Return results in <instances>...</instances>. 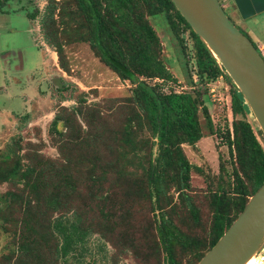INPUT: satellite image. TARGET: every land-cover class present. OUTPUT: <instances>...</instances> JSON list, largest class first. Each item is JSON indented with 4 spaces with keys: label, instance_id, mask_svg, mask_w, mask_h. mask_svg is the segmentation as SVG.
<instances>
[{
    "label": "rangeland",
    "instance_id": "rangeland-1",
    "mask_svg": "<svg viewBox=\"0 0 264 264\" xmlns=\"http://www.w3.org/2000/svg\"><path fill=\"white\" fill-rule=\"evenodd\" d=\"M226 12L264 56V13L243 21L233 8ZM149 20L162 44L161 57L178 80L164 90H183L198 103L206 97L213 103L214 133L201 113L205 137L183 147L199 169L191 171L183 197L176 183L163 182L158 196L148 181L156 139L140 109L125 99L132 94L131 82L106 66L92 46L91 21L78 0H1L0 264H37L39 255L48 264H166L160 233L164 215L180 238L173 247L179 264H198L210 249L213 198H238L235 170L240 166L237 152L229 150L234 123L250 124L263 148L264 141L253 114L233 112L226 77L197 78L189 30L181 25L176 35L165 12ZM15 26L19 31H12ZM58 47L63 48V64ZM42 48L48 49L43 66ZM14 50L22 51L23 61ZM28 169L36 171L27 177ZM38 172L43 176L36 186ZM67 172L77 181L73 189L65 183ZM241 176L253 191V182ZM54 193L59 199L50 203ZM190 202L199 210L198 222ZM229 212L234 221L235 206ZM28 215L48 236L32 252L21 247ZM61 216L80 229L67 255L55 227ZM186 238L200 243L186 246ZM256 256L264 264V249Z\"/></svg>",
    "mask_w": 264,
    "mask_h": 264
},
{
    "label": "trees",
    "instance_id": "trees-1",
    "mask_svg": "<svg viewBox=\"0 0 264 264\" xmlns=\"http://www.w3.org/2000/svg\"><path fill=\"white\" fill-rule=\"evenodd\" d=\"M78 2L86 10L91 21L92 46L106 66L122 80L131 82L133 85L132 94L125 99L126 101L132 100V104L140 109V116L142 115L146 119L153 137L156 139L157 156L150 159L148 181L156 187L158 196L163 192L161 185L163 182L167 183L166 186L176 183L177 189L183 197V191L190 187L191 171L194 168L198 169L196 165L191 164L183 147L185 144L196 145L205 137L200 120L201 113L213 132V103L208 97L202 98L198 103L190 93L183 90H164L168 83H177L178 80L161 57L162 44L149 16L165 12L170 27L176 35H179L181 25L189 30L188 37L194 38L193 57L197 78L209 81L218 78L221 74L231 82L230 76L221 62L211 54L205 43L193 31L172 0H78ZM154 7L155 12L151 10ZM28 18L34 19V15H28ZM245 34L247 35V33ZM253 42L257 47L256 42ZM189 48V45L187 47L185 45L186 55L190 54ZM62 49V47H58L57 51L63 64ZM149 80H153L154 84L151 85ZM231 94L233 112L253 114L235 84L231 85ZM197 96L202 97V93H198ZM240 123L242 126L234 123L235 137L233 141L230 140L229 146L231 155L234 154V151L237 152L236 158L240 166V170H235L238 180V187H236L238 198L235 200L225 199L218 195L213 198L214 217L209 248L215 245L232 224L233 220L229 218L230 208L235 206L238 216L249 198L264 181V148L251 125ZM258 134L264 141V135L260 128ZM26 171L28 177V172L32 173L36 170L28 169ZM241 174L253 182L255 185L253 191L245 188ZM42 176V172L37 173L36 180L33 182L36 183V186ZM76 182L71 173L65 174V183L69 189H73ZM93 182L97 183V180ZM56 199L59 198L54 193L50 194L48 201L53 203ZM190 211L195 221L198 222L199 210L191 202ZM61 217L56 221L55 227L63 238L62 253L67 255L69 246L74 240V233L80 229L79 225L77 228L73 223H66L63 216ZM164 218L165 215L162 225H160V233L167 254L166 264H179L173 247L180 238L168 227L167 220ZM35 222L36 220L31 215L24 218L27 233L22 237L21 247L27 252H32L34 245L37 248L39 243L41 245L48 237L46 233L37 230ZM183 243L186 246H198L200 242L186 238ZM37 264L48 263L39 255Z\"/></svg>",
    "mask_w": 264,
    "mask_h": 264
},
{
    "label": "water",
    "instance_id": "water-1",
    "mask_svg": "<svg viewBox=\"0 0 264 264\" xmlns=\"http://www.w3.org/2000/svg\"><path fill=\"white\" fill-rule=\"evenodd\" d=\"M243 94L264 135V56L219 0H172ZM245 18L264 0H235ZM264 249V181L198 264H246Z\"/></svg>",
    "mask_w": 264,
    "mask_h": 264
},
{
    "label": "crops",
    "instance_id": "crops-1",
    "mask_svg": "<svg viewBox=\"0 0 264 264\" xmlns=\"http://www.w3.org/2000/svg\"><path fill=\"white\" fill-rule=\"evenodd\" d=\"M232 4H233V2H232ZM262 9H257V11H251V13H248V16L247 17H243L242 15H240L239 14V12L237 11V10H235V12H236V14H238V16L240 17V19H242L243 21H245V20H248L250 17L251 18H253L254 16H255V13H259V12H261V11H263L264 10V7H261ZM12 16V15H11ZM10 16V18H13L14 19V17H11ZM14 16V15H13ZM12 19V20H13ZM29 20V19H28ZM30 22V21H29ZM12 25H13V23H12ZM12 31H19V29H18V27H14L13 28V30ZM48 50V49H47ZM46 50V48H42L41 50H39L40 51V53H42V59H43V62H42V66H43V64H45L44 63V61H46V53H45V51H47ZM6 51V50H5ZM9 51V50H8ZM18 50H14V53H18L19 54V56H20V58H21V60L23 61V53H22V51L21 50H19L18 52H17ZM43 53L45 54V55H43ZM45 57V58H44ZM22 64H23V66H24V63L22 62Z\"/></svg>",
    "mask_w": 264,
    "mask_h": 264
},
{
    "label": "flooded vegetation",
    "instance_id": "flooded-vegetation-1",
    "mask_svg": "<svg viewBox=\"0 0 264 264\" xmlns=\"http://www.w3.org/2000/svg\"><path fill=\"white\" fill-rule=\"evenodd\" d=\"M219 1L222 3V5H223L225 11H226V9L233 8V11L237 10V11L239 12V14L241 15V13H240V11H239V9H238L237 4L234 2L235 0H219ZM232 2H233V4H232ZM262 6H264V5H262ZM228 7H229V8H228ZM231 12H232V11H231ZM249 13H251V11H250ZM263 13H264V10L261 11V12H259V13H255V16H256L257 14H263ZM232 21H233V20H232ZM233 22H234V21H233ZM235 24L237 25L236 22H235ZM239 28L242 29V31H244L243 28H242L241 26H240ZM244 32H245V31H244ZM251 36H252V35H251Z\"/></svg>",
    "mask_w": 264,
    "mask_h": 264
},
{
    "label": "bare ground",
    "instance_id": "bare-ground-1",
    "mask_svg": "<svg viewBox=\"0 0 264 264\" xmlns=\"http://www.w3.org/2000/svg\"><path fill=\"white\" fill-rule=\"evenodd\" d=\"M246 264H258L257 256H253Z\"/></svg>",
    "mask_w": 264,
    "mask_h": 264
},
{
    "label": "built area",
    "instance_id": "built-area-1",
    "mask_svg": "<svg viewBox=\"0 0 264 264\" xmlns=\"http://www.w3.org/2000/svg\"><path fill=\"white\" fill-rule=\"evenodd\" d=\"M258 47V46H257ZM258 49H259V47H258ZM260 50V49H259ZM261 51V54H262V49L260 50ZM263 55V54H262ZM213 91V90H212Z\"/></svg>",
    "mask_w": 264,
    "mask_h": 264
}]
</instances>
